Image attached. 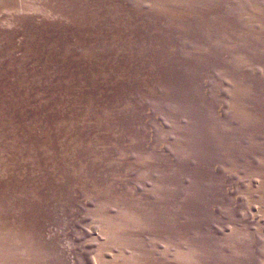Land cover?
Segmentation results:
<instances>
[{
    "label": "rangeland",
    "instance_id": "374dc122",
    "mask_svg": "<svg viewBox=\"0 0 264 264\" xmlns=\"http://www.w3.org/2000/svg\"><path fill=\"white\" fill-rule=\"evenodd\" d=\"M0 264H264V0H0Z\"/></svg>",
    "mask_w": 264,
    "mask_h": 264
},
{
    "label": "bare ground",
    "instance_id": "6f19581e",
    "mask_svg": "<svg viewBox=\"0 0 264 264\" xmlns=\"http://www.w3.org/2000/svg\"><path fill=\"white\" fill-rule=\"evenodd\" d=\"M150 2V1H149Z\"/></svg>",
    "mask_w": 264,
    "mask_h": 264
}]
</instances>
